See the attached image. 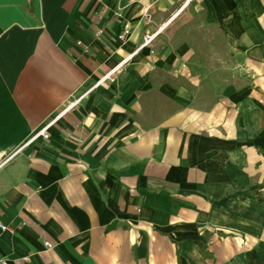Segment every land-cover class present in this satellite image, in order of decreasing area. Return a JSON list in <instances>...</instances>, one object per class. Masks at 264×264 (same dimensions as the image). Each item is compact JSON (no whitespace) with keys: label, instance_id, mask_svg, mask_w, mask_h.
<instances>
[{"label":"crops","instance_id":"obj_1","mask_svg":"<svg viewBox=\"0 0 264 264\" xmlns=\"http://www.w3.org/2000/svg\"><path fill=\"white\" fill-rule=\"evenodd\" d=\"M0 260L264 264V0H0Z\"/></svg>","mask_w":264,"mask_h":264},{"label":"rangeland","instance_id":"obj_2","mask_svg":"<svg viewBox=\"0 0 264 264\" xmlns=\"http://www.w3.org/2000/svg\"><path fill=\"white\" fill-rule=\"evenodd\" d=\"M201 17L193 15L189 18L180 17L176 21L177 31L173 38L175 46L183 45L181 41H185L194 51V56L191 58V64L200 72L199 78L202 82H219L227 80L228 75L218 74L217 67L222 65L218 58H215V51L223 48V43L220 40L219 32L211 27L201 26Z\"/></svg>","mask_w":264,"mask_h":264},{"label":"built area","instance_id":"obj_3","mask_svg":"<svg viewBox=\"0 0 264 264\" xmlns=\"http://www.w3.org/2000/svg\"><path fill=\"white\" fill-rule=\"evenodd\" d=\"M127 29V28H126ZM125 32H127V30H125ZM155 33H151V34H145L143 36V42H142V45H147L149 44L153 38L155 37ZM122 37V36H121ZM105 77V76H104ZM75 102H72L70 104H68V106L66 108H64L63 110H61V112L58 114H62L64 113L68 108H70L72 105H74ZM55 121V118L49 120L48 122H46L43 127L41 129H39L31 138L29 141L35 139V138H38V137H42L43 139H47L48 138V128L51 126V124ZM45 245L46 246H50V243L49 242H45ZM0 264H7V262L5 260H0Z\"/></svg>","mask_w":264,"mask_h":264},{"label":"trees","instance_id":"obj_4","mask_svg":"<svg viewBox=\"0 0 264 264\" xmlns=\"http://www.w3.org/2000/svg\"><path fill=\"white\" fill-rule=\"evenodd\" d=\"M256 187H257V186H252L251 189H254V188H256Z\"/></svg>","mask_w":264,"mask_h":264}]
</instances>
